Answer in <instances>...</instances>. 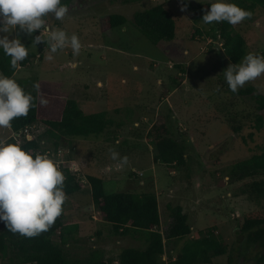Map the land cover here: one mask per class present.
I'll list each match as a JSON object with an SVG mask.
<instances>
[{
	"label": "rangeland",
	"instance_id": "1",
	"mask_svg": "<svg viewBox=\"0 0 264 264\" xmlns=\"http://www.w3.org/2000/svg\"><path fill=\"white\" fill-rule=\"evenodd\" d=\"M62 2L69 8L64 20L48 16L45 23L65 30L69 36L76 34L82 45L79 55L66 47L48 60L47 44L37 48L31 45L39 30L27 35L17 27L10 34L0 35L10 39L19 36L34 56L13 78L22 87L34 88L39 83L40 90L51 96L48 107L53 115H58L65 100L73 99L84 113L105 111L114 124L98 136L67 138L55 148L45 134L46 127L35 123L31 135L37 139L39 150L47 149L54 158L51 153L61 149L60 159L65 156L72 167H80L87 176L101 177L107 192H154L163 232L172 220L168 204H180L192 232L182 239L166 240L171 241L167 249L175 250L171 260L186 241L213 237L225 245L227 254L215 257L211 264H228L229 255L232 264H255L261 249L246 245L238 230L245 213L264 208V196L257 199L242 193L246 179L238 180L232 170L237 161L264 145V126L255 127L259 116L264 119V109L257 100V94L264 95V75L239 89H252V93L241 95L229 90L223 71L230 62L219 46L217 31L221 22L205 24L201 20L208 11L202 6L215 0ZM160 3L174 18L176 35L172 41L154 44L134 26L133 14ZM185 3L187 9L182 10ZM114 13L124 15L125 24L102 29L100 18ZM232 28L245 37L247 53H264V9ZM208 39L218 44L208 45ZM163 120L178 140L187 142L188 178L186 171L158 160L147 137L150 128ZM11 133V128H0V139L8 140ZM112 151L120 159L113 160ZM124 157L127 163L121 162ZM117 162L124 167L119 169ZM63 213L65 223L81 220L80 229L67 244L60 243L58 232L52 235L71 259L86 260L92 253L101 252L104 259L112 261L125 247H145L143 237L113 231L93 205L89 183L67 195ZM0 264L9 263L0 257Z\"/></svg>",
	"mask_w": 264,
	"mask_h": 264
},
{
	"label": "trees",
	"instance_id": "2",
	"mask_svg": "<svg viewBox=\"0 0 264 264\" xmlns=\"http://www.w3.org/2000/svg\"><path fill=\"white\" fill-rule=\"evenodd\" d=\"M231 2L251 12V16L247 19L252 18L257 10L264 9V0H231ZM210 7L211 4L208 3L203 5L202 9L210 10ZM100 21L102 29L109 30L125 24L126 17L114 13L105 18H100ZM133 23L154 44L160 41H172L176 35V22L163 3L136 11L133 14ZM217 31L222 41L225 56L231 63L239 64L248 54L245 37L234 32L232 25L226 21L219 24ZM197 32L199 33V31ZM33 56L34 53L29 52L28 57L19 65H26L30 57ZM17 67L15 69L11 67L10 57L5 56L3 50L0 49V74L12 77ZM175 83L178 84L179 82L177 83L176 80ZM23 88L36 98L35 106L30 109L26 117L14 119L11 130L18 131L35 125V123L43 124L46 127L45 134L55 148H58L60 143H65L67 138L71 140L72 138L98 136L109 125L114 124V121L105 111L84 113L73 99L65 100L58 111V115H53L48 107L51 97L48 93L42 90L38 92L31 87ZM253 91L248 89L239 91V94L246 95ZM41 94L48 100L46 106L39 104ZM257 95L260 109H264V95ZM258 121L259 124H256L255 127H263L262 115L258 117ZM249 136L253 138V133H250ZM147 137L155 148L158 160L181 171H186V177H189L187 172V142L184 139L178 140L166 121L163 120L159 124L153 125L148 131ZM8 140L12 142L11 138ZM21 144L25 149L34 152L40 149L36 138L31 142L24 139ZM257 147V152L234 164L232 174L238 180L246 179L241 189L242 193H249L258 199L264 196V179L258 180L259 176H264V145ZM69 156L71 157V154ZM76 175L77 173L68 172L66 176L64 191L67 195L81 189V184ZM87 178L91 187L93 205L100 211L104 220L111 223L113 231L122 236L130 234L143 237L145 240V247L143 248L125 247L121 249L116 257L118 264H211L215 257L227 254L225 245L217 239L203 237L186 241L180 251L176 253L175 260H171L173 256L171 253H175V250L167 249L166 244L171 241L166 240L182 239L192 232L188 215L183 211L180 204H168V211L172 220L167 230L162 233L160 232L159 203L154 192H107L101 177L88 175ZM64 218L62 212V215L57 218L47 232L32 238L9 232L3 223L0 230V257L9 264H105L108 259H104L101 252L92 253L86 260L71 259L52 240V235L58 232L60 243L65 245L68 238L77 231L76 225H65ZM238 233L243 236L246 245L258 246L261 249L255 264H264V208L245 213ZM165 250L168 251V259L163 258ZM228 264H232L230 255Z\"/></svg>",
	"mask_w": 264,
	"mask_h": 264
},
{
	"label": "clouds",
	"instance_id": "3",
	"mask_svg": "<svg viewBox=\"0 0 264 264\" xmlns=\"http://www.w3.org/2000/svg\"><path fill=\"white\" fill-rule=\"evenodd\" d=\"M186 9L187 3L182 6V10ZM68 12L69 8L62 0H0V33L10 34L17 27L27 35L39 30L40 34L35 35L31 45L37 48L41 43L47 44L48 60L66 47H71L73 54L79 55L82 45L76 34L69 36L65 30L53 29L45 23L48 16L63 21ZM250 16V11L231 0H215L201 20L205 24L226 21L235 26ZM218 39L223 49L220 35ZM209 43L218 44L211 39H208ZM0 49L10 57L14 69L29 55V46L22 43L19 36L10 39L9 35H0ZM223 73L229 90L237 93L246 83L264 75V55L248 53L239 64L230 63ZM33 87L40 91L39 83ZM35 100L14 78L0 74V128L10 129L14 119L26 117L35 106ZM39 104H48L43 94ZM32 128L33 125L29 126L30 131ZM9 138L12 142L0 139V222L13 234L36 237L47 232L62 215L67 200L64 191L66 177L60 163L51 155L22 146L24 139L31 142L34 136L26 133L19 142L12 135ZM111 157L120 159L115 151L111 152ZM121 162L127 163V158H122ZM133 171L136 176V170Z\"/></svg>",
	"mask_w": 264,
	"mask_h": 264
},
{
	"label": "built area",
	"instance_id": "4",
	"mask_svg": "<svg viewBox=\"0 0 264 264\" xmlns=\"http://www.w3.org/2000/svg\"><path fill=\"white\" fill-rule=\"evenodd\" d=\"M170 66H172V65H170ZM26 133L27 134H30V135L32 134L31 131H30V129H29V127H25L22 130H19V131H16V132H12L11 135L15 139H17V141L19 142L22 137L25 138V134ZM38 152H44V151L39 150ZM45 152L48 153V150L46 149ZM51 154L54 155V158L55 157L57 158L56 160L60 163L61 168H62V171H63L65 177H66V174H67L66 173V170L68 169V171L70 173H77V175H76L77 176V179L79 180V182L81 184L87 183V185H88L87 178H86V176L84 175V173L82 172V170L80 169L79 166L78 167H79L80 170L78 168H76V167H72V165L67 162L65 156H63L62 159L59 158L62 155V150L61 149H58V150L52 152ZM84 179H85V181H84ZM112 264H118V260L115 259Z\"/></svg>",
	"mask_w": 264,
	"mask_h": 264
},
{
	"label": "crops",
	"instance_id": "5",
	"mask_svg": "<svg viewBox=\"0 0 264 264\" xmlns=\"http://www.w3.org/2000/svg\"><path fill=\"white\" fill-rule=\"evenodd\" d=\"M223 52H224V49H223ZM225 55V54H224ZM226 57V56H225ZM226 59L228 60V58L226 57ZM229 61V60H228ZM230 62V61H229ZM231 63V62H230ZM25 66V65H24ZM20 67V65H18V67H17V69ZM16 72H17V70H16ZM16 72L14 73V75L16 74ZM14 75L12 76V78L14 77ZM115 166H119L120 168L119 169H121L122 167H124L122 164H120V163H116V165ZM114 166V167H115ZM134 171H132V173H133ZM86 175V174H85ZM86 177H87V175H86ZM138 177V176H137ZM99 211V210H98ZM183 211H184V209H183ZM100 212V211H99ZM65 219V218H64ZM80 221L81 220H73V221H71V222H64L65 223V225H70V226H74V225H76L77 226V231L76 232H78V227H79V229H80V227H81V224H80ZM160 232H162L163 233V229H161V231ZM164 241H165V239H164ZM163 256L165 257H167L168 255H167V252H166V250H165V252H164V254H163ZM116 257L117 256H114L113 257V259H112V261H108V260H106V262H105V264H112L113 262H114V260L116 259Z\"/></svg>",
	"mask_w": 264,
	"mask_h": 264
}]
</instances>
